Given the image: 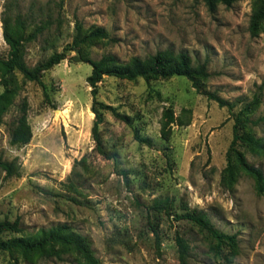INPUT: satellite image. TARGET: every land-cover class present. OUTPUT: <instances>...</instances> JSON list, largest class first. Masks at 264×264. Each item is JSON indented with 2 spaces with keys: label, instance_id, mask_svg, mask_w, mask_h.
Listing matches in <instances>:
<instances>
[{
  "label": "rangeland",
  "instance_id": "obj_1",
  "mask_svg": "<svg viewBox=\"0 0 264 264\" xmlns=\"http://www.w3.org/2000/svg\"><path fill=\"white\" fill-rule=\"evenodd\" d=\"M262 1L220 4L212 13L205 0H0V59L10 52L5 19L14 30L22 22L29 67L78 34L102 29L111 38L81 44L45 71L48 98L39 83L12 74L16 95L0 126V224L19 222L23 231L4 232L0 242L64 226L61 234L90 240L100 264H181L177 236L189 245V264H264V195L232 151L237 137L233 148L264 173V19L251 27ZM164 51L208 64L201 90L187 77L105 76L103 106L95 107L104 155L93 136L91 62L112 55L128 64ZM2 83L0 72L4 90ZM168 110L176 123L164 129ZM23 113L33 137L13 145L10 125ZM187 213L235 235L237 249L179 219ZM0 264L87 263L53 240L31 252L0 251Z\"/></svg>",
  "mask_w": 264,
  "mask_h": 264
},
{
  "label": "trees",
  "instance_id": "obj_2",
  "mask_svg": "<svg viewBox=\"0 0 264 264\" xmlns=\"http://www.w3.org/2000/svg\"><path fill=\"white\" fill-rule=\"evenodd\" d=\"M237 1L239 0H205V3L208 10L215 13L220 4L231 7ZM263 19L264 1L261 2L260 7L254 12L251 25L253 31L259 29V25ZM4 23L5 40L10 46V52L6 59H0V72L2 74V85L4 87V90L0 88V126L5 124L4 117L13 105V98L16 95L15 89L12 88L11 76L13 73L19 72L28 80L39 83L43 88L45 96L48 98L47 85L42 81V75L45 71L52 69L62 61L66 60L68 58V52L76 50L81 44L90 40H111L109 34L102 29L95 30L84 37H81V34H78L73 45L68 46V48H65L62 52L54 53L46 61L41 62L34 67H29L25 61L24 50L22 48L24 32L19 31L23 29L22 22H18V30H14L10 27L9 20L5 19ZM91 65L93 70L92 74L88 77L87 82L92 88L93 110L96 116L93 126V136L98 144V149L104 155L107 154L102 149L99 132V127L103 123V115L95 107L100 104L97 100L99 84L103 81L105 76L127 79L130 81L137 80L138 78L149 80L157 78L168 79L175 76L187 77L193 82L194 87L198 90H201V79L208 76L207 63L193 66L191 58L187 54L180 53L174 55L171 51L161 52L148 60L136 57L128 64L120 62L115 56L105 55L98 62H91ZM106 109L113 110V108L109 106H106ZM164 119V129L176 123V118L171 110L165 112ZM9 131L10 140L13 145H26L30 143L33 137V132L26 113H23L21 117L17 118L10 125ZM236 141L237 137L233 142L232 151H235L239 167L255 179L258 193L264 195V173L261 169L251 165L242 153L233 148ZM1 165L8 171L9 175L13 174L12 164L3 163ZM179 219L189 220L200 226L217 241L219 247L229 246L232 249H237L238 247L237 237L235 235H228L215 228L204 214L187 213L179 216ZM152 227L153 232L157 233L155 226ZM65 229L66 227L64 226L59 227L58 229L51 231L49 234H46V232L43 231V236L35 239L15 237L7 241H1L0 251L11 253L16 251L31 252L44 249L51 243V241L55 240L73 246L83 256L87 264H100L94 256L93 251L90 249V240L76 234H61ZM22 231L19 222L0 224V236L4 232L20 233ZM176 240L179 246L181 264H189L188 257L190 248L188 243L181 236H177ZM158 245H161V240L159 238Z\"/></svg>",
  "mask_w": 264,
  "mask_h": 264
}]
</instances>
